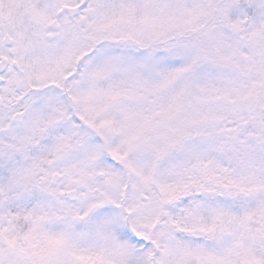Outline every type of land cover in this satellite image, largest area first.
Here are the masks:
<instances>
[{
  "label": "snow or ice",
  "instance_id": "obj_1",
  "mask_svg": "<svg viewBox=\"0 0 264 264\" xmlns=\"http://www.w3.org/2000/svg\"><path fill=\"white\" fill-rule=\"evenodd\" d=\"M0 264H264V0H0Z\"/></svg>",
  "mask_w": 264,
  "mask_h": 264
}]
</instances>
